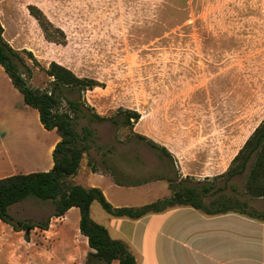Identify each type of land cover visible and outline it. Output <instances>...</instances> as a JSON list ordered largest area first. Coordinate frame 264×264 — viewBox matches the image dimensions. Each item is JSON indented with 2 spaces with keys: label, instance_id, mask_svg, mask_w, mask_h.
<instances>
[{
  "label": "rangeland",
  "instance_id": "1",
  "mask_svg": "<svg viewBox=\"0 0 264 264\" xmlns=\"http://www.w3.org/2000/svg\"><path fill=\"white\" fill-rule=\"evenodd\" d=\"M30 4L51 22L49 31L58 42L46 38L28 11ZM0 22L4 38L30 68L24 78L32 88H49L45 68L51 61L100 83L82 92L64 90L82 106L76 131H92L82 158L122 183L165 180L136 187V193L150 192L142 200L163 198L164 189L169 194L167 180L207 182L230 165L264 118V0H0ZM127 109L140 113L131 127L120 123ZM95 112L118 123L98 121ZM58 137L56 129L44 128L38 111L24 102L0 65V178L47 171L48 151ZM244 181L240 175L228 184L242 191ZM225 192L233 193L230 187ZM136 197L130 194L141 201ZM243 199L249 206L256 202ZM95 208L106 214L93 201L96 219ZM54 210L52 200L27 197L8 212L14 220L55 224ZM74 220L71 212L66 229ZM41 234L37 227L27 238L24 231L8 236L0 264H15L16 256L22 264H63L51 255L60 249L57 243L43 248L50 249V257L43 250L36 253ZM64 261L81 264L78 253Z\"/></svg>",
  "mask_w": 264,
  "mask_h": 264
},
{
  "label": "trees",
  "instance_id": "2",
  "mask_svg": "<svg viewBox=\"0 0 264 264\" xmlns=\"http://www.w3.org/2000/svg\"><path fill=\"white\" fill-rule=\"evenodd\" d=\"M27 8L38 21L46 38L52 42H58L56 35L49 31L52 24L43 12L31 4ZM55 29L57 33L64 35L59 28ZM3 31L0 22V65L13 85L23 94L24 102L38 111L44 128L56 129L59 140L52 150L53 165L48 171L16 173L0 178L1 221L9 224L14 230L24 231L27 237L29 233L27 229L31 230L35 227L47 229L49 223L14 220L8 212L11 205L27 197L52 200L55 207L54 216L63 215L75 206L80 211V233L87 237L88 246L91 249L84 264H111L114 260H117L118 264H136L134 255L126 245L111 238L108 230L91 217L90 205L93 201H98L107 213L115 217L125 216L133 219L147 213L161 212L176 205H190L208 215L238 212L264 220V212L250 209L248 200L243 199L245 196L248 199L264 198V118L245 140L225 172L206 178L207 182L198 181L193 185L181 183L174 185L167 180L170 195L154 202L137 207H114L99 188H85L73 184L70 178L78 172L80 161L90 148V143L86 139L92 131L86 127H83V134L76 131L75 119L79 118L83 112L82 106L79 100L66 97L64 90L82 92L99 86L100 83L93 78L79 77L69 68L51 61L45 68V73L51 79L49 88L42 91L32 88L24 78L25 69L29 76L31 75L30 68L25 64L19 51L4 38ZM25 51L34 58L30 51ZM21 65L24 69L20 67ZM61 99H64L65 106H62ZM122 113L125 116L120 122L122 126L131 127L133 122L140 118L137 110L127 109ZM94 117L98 121L110 119L112 123H118L116 119L107 118L97 112L94 113ZM136 135L151 147H160L164 155H170L165 147L159 146L142 134ZM240 175L245 176L242 191L228 184L232 178ZM227 187L233 191L232 194L225 192ZM205 198H209L207 203Z\"/></svg>",
  "mask_w": 264,
  "mask_h": 264
},
{
  "label": "crops",
  "instance_id": "3",
  "mask_svg": "<svg viewBox=\"0 0 264 264\" xmlns=\"http://www.w3.org/2000/svg\"><path fill=\"white\" fill-rule=\"evenodd\" d=\"M58 140L59 137L49 148V153L51 151L52 154ZM52 165L53 160L51 162L49 160L47 171ZM227 168L226 166L220 172L208 177L221 174ZM70 180L73 184L85 188H99L114 207H137L159 198L142 200L141 198L150 194L149 190L136 193L134 189L141 186L149 187L152 182L163 179L145 181L137 185L122 183L102 169H98L94 163L88 165V161L82 158L78 172ZM164 191L163 197L170 195V190H168L169 194L165 189ZM130 194L140 196L136 197V200L141 201L131 200ZM255 201L249 208L264 212V198H255ZM91 207L92 203L90 215L94 221L103 225L111 238L126 245L134 255L136 264H264V220L246 214L227 212L208 215L190 205H176L161 212L147 213L137 219L125 216L115 217L102 208L106 213L103 214L95 208V216H98L96 219L91 213ZM71 212H74L75 216L73 228L66 229V221ZM54 218L57 222L53 224L52 220L49 224V227L54 225V230L41 228L45 236L41 234L40 240L37 238L40 247L38 245L34 250L39 253L46 246L50 247V242L57 243L60 249L53 253L50 249L43 250L46 257H50L51 253V255L54 254L55 259L61 260V263L72 264L69 261L65 262L64 258L78 253L81 264H84L91 249L88 246L87 237L79 230L78 207H71L63 215L54 216ZM19 232L0 220V248H3L4 256H7L5 244L8 236ZM50 232L53 235L51 238ZM15 259V264H22L21 257L16 256ZM111 264H118V261L114 260Z\"/></svg>",
  "mask_w": 264,
  "mask_h": 264
},
{
  "label": "water",
  "instance_id": "4",
  "mask_svg": "<svg viewBox=\"0 0 264 264\" xmlns=\"http://www.w3.org/2000/svg\"><path fill=\"white\" fill-rule=\"evenodd\" d=\"M30 229H27L26 231L28 232Z\"/></svg>",
  "mask_w": 264,
  "mask_h": 264
}]
</instances>
